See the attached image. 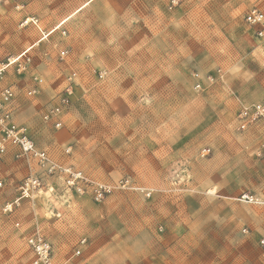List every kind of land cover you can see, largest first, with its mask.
I'll return each mask as SVG.
<instances>
[{"label":"rangeland","instance_id":"rangeland-1","mask_svg":"<svg viewBox=\"0 0 264 264\" xmlns=\"http://www.w3.org/2000/svg\"><path fill=\"white\" fill-rule=\"evenodd\" d=\"M31 1L0 0V18L30 11ZM119 2L121 20L128 17L132 25L126 29L121 23L117 45L121 57L138 65L123 76L132 73L139 82L118 85L107 81L110 75L101 81L88 69V92L75 91L71 104L85 127L61 138L64 155L72 158L76 150L82 164L69 168L110 191L97 202L90 183L84 193L77 192L37 159L18 158L11 150L0 165V264H31L27 238L35 231L49 240L57 262L144 264L164 250L182 264H264L263 122L245 130L238 122L243 106L264 101V41L244 21L252 8L264 12V0ZM21 21L0 20V61L23 54L26 37L20 32L29 25L20 27ZM67 35L61 27L46 42L56 52ZM46 51L33 56L30 50L29 63L22 58L21 69L13 64L0 79V90L8 84L16 88L15 122L28 128L38 148H47L51 135L66 126L49 127L41 107L33 109L38 101L42 106L50 101L43 96L49 87L33 96L27 91L38 84L37 77L53 86L59 73L71 70L57 56L47 65ZM65 82L63 89L68 76ZM20 107L28 110L24 116L17 112ZM147 131L151 136L144 135ZM149 139L153 148L166 140L162 165L149 164L144 149ZM213 162L229 180L210 182ZM31 175L41 179L42 188L18 200L21 182ZM212 185L227 187L235 198L230 204L207 198ZM157 192L167 198L154 200ZM160 233L167 239L161 248Z\"/></svg>","mask_w":264,"mask_h":264},{"label":"crops","instance_id":"crops-1","mask_svg":"<svg viewBox=\"0 0 264 264\" xmlns=\"http://www.w3.org/2000/svg\"><path fill=\"white\" fill-rule=\"evenodd\" d=\"M120 4L121 3L119 2V0H32L29 4V6H31L30 11L29 8L27 12H19L17 10V12L15 13L16 15L12 16L11 18L10 16L0 18V20L4 21V23H8L9 20L12 22H18L22 19L20 27H26L29 25L26 29L21 30L20 32L22 37H26L22 44V53H27L31 50L32 55L35 56L36 54H40L41 50H44L46 48L49 61L44 62L47 65L51 64L50 60L53 59V56L60 57V50H65L67 52L69 51V55L64 58L65 62H63L62 65L68 64L71 70L68 71V67H66L63 72L59 73V80L54 81L56 82L55 85L49 86V84H46V82L43 85L42 83H38L37 85L28 89H38L43 92V89L49 87L46 92L44 91L43 96H46V98H49L51 96L50 101L45 104V106H42V103H40L41 101H38V104L36 106H33V109H35V111L36 109L38 110L41 107V112L43 115L46 109L52 107L57 103V96L64 90L63 86L64 84H66L65 78H67V76H69L74 71L78 73L75 85V91L78 95L82 92H88L86 91V83L88 82L89 76L87 72L88 69L92 73L96 71L99 74L100 72L105 71L106 76H104V78H102L103 80L101 81H105L110 75L107 81L116 83L118 85H121L124 82H128V84L139 82L138 77L136 78V76L132 75V73L128 74L127 76H123L124 70L126 68L131 69L134 67H138V65H133V62L128 61L127 58L121 57V50L119 48V45H117L119 44L118 38L121 34V23H125L124 27L126 29L129 28V25H132L130 24L128 17H124V20H121L123 13L120 12ZM21 5V3H16V9H20ZM33 17H37L39 21L36 18L33 19ZM147 20L149 21L147 25H151L152 21L149 18ZM24 21L28 22L23 23ZM61 27H63L67 31L68 35L66 38H62V46L56 49V52L54 51L55 55H53L54 52L52 51V48H50V45L46 42V39ZM74 68H77V70ZM39 78H42L44 81L43 77ZM147 81L145 79L144 84L148 83ZM149 84H151V82H149ZM7 86L14 87L12 84H8L3 88ZM14 102L12 104L13 113L15 110ZM27 111L28 110H26V108L20 107L17 112H20V115L24 116L25 112ZM57 120L61 121L62 124L66 127L63 129L61 128V131L56 132L55 136L51 135V141L48 144L47 148L43 147L45 146L44 144H42V146L40 145L41 147L39 146V148L46 151L49 150L50 153L47 151L49 156L51 154L54 160H59L60 163L64 166L70 167L71 163H73L76 167H81L82 164L77 163L76 161V156H79L76 150L74 151L72 158L64 155V153L62 152V146L66 142H63L61 138L65 135L72 134L74 130H79V127H85V123L82 122V116H80V113L72 112V107L70 106L58 118H53L51 121L45 122V124L56 129L54 123ZM14 121L17 122V120L15 119V115ZM259 127H262L260 128V132H263L264 122ZM49 133V131L46 132L47 138L50 139L51 133ZM144 135L151 136V132H148V134ZM162 143H165V145L159 144V146H155L153 148L152 141L151 139H149V142L147 144H144V149L148 153L147 157L149 158L150 165H162L163 161L165 162L167 160L166 156L168 149L166 146V140H163ZM11 150L15 154H17L19 151V149L14 146H10L8 153ZM153 150L154 152H157L154 154V157L152 155ZM215 152H217V150H215ZM8 153L6 154V156L8 155ZM152 159L155 162H151ZM210 163L212 164V162ZM213 164L214 170L211 171V169H209L210 182L217 183L218 181H220V179L229 180V176L226 173L224 175L219 174V170H217V168L220 169L221 166L216 165L214 162ZM231 178L232 177H230V181ZM0 183L2 184V182ZM209 188L210 189L208 191L207 198L217 196L223 200L224 204H230L231 202H228V200H232L236 196L235 192H229L227 187L221 189V186L218 187L216 185H212ZM163 198H167V193L157 192L154 196V200H160ZM161 208L159 210H162ZM149 228L150 230H154L155 224L153 226H149ZM165 230L169 232L168 227H165ZM174 230L175 232H179L177 228H175ZM158 239L159 240H156V242L159 243L160 248L164 243L167 246V239H164V234L160 233ZM173 239H177V235ZM154 241L151 243H154ZM174 244L172 246H174ZM151 246L155 245L151 244ZM163 251L164 250H161L158 256H155L153 258L151 257L150 261L149 259L145 260L144 264H182V262L179 261L180 258H176L175 261H172L170 257L163 255ZM149 253H151L152 255V251H150ZM68 260L70 259L68 258L66 260H63L62 262Z\"/></svg>","mask_w":264,"mask_h":264},{"label":"built area","instance_id":"built-area-1","mask_svg":"<svg viewBox=\"0 0 264 264\" xmlns=\"http://www.w3.org/2000/svg\"><path fill=\"white\" fill-rule=\"evenodd\" d=\"M172 2L174 3V1ZM244 21L248 26L254 29L257 38L264 41V12L258 8H252L245 14ZM27 22L28 21H25L24 23ZM66 55L67 51L60 50L59 56L61 59H64ZM22 58L28 63L31 61V57L28 56L26 52L16 57L8 58L6 61H0V79L3 78L7 69L13 64L18 63V68L21 69L22 63L20 60ZM195 76H198V74H195ZM77 77L78 73L75 71L68 76V83L64 90L57 96V103L46 109L43 113V119L46 122L51 121L53 118H58L71 106ZM99 77L102 79L104 73H100ZM208 79L213 80L211 76H209ZM36 80L40 84L43 83L42 78H36ZM197 87H201V82L197 83ZM39 93L40 90L38 89L27 91V95L29 96L38 95ZM16 95V89L12 86H7L0 91V165L4 161L10 146L17 147L19 149L16 154L18 158L33 157L37 159L49 174L63 178L65 185L70 189L84 193V186L90 183L92 185L94 200L97 202L101 201L110 191V187L104 184L94 183L82 172L74 171L69 167H64L53 161L46 150L36 146L29 134L28 128L14 121L12 104ZM238 122L239 128L242 130L258 122H264V101L243 106L238 115ZM54 126L60 128L62 127V122L57 120ZM41 188L42 181L39 177L34 175L28 176L21 182L18 188L20 192L18 200L33 197ZM27 243L33 253L31 264H71L70 260L61 263L55 261L51 243L39 231L33 232V234L27 238ZM84 243L85 240H82L81 244ZM261 243L264 245V239ZM79 253L80 250H77V254Z\"/></svg>","mask_w":264,"mask_h":264}]
</instances>
